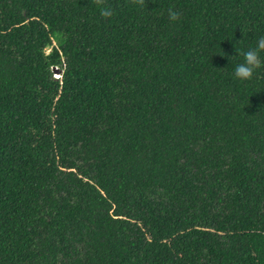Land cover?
<instances>
[{
	"label": "trees",
	"instance_id": "obj_1",
	"mask_svg": "<svg viewBox=\"0 0 264 264\" xmlns=\"http://www.w3.org/2000/svg\"><path fill=\"white\" fill-rule=\"evenodd\" d=\"M103 6L0 0V264H264V0Z\"/></svg>",
	"mask_w": 264,
	"mask_h": 264
},
{
	"label": "clouds",
	"instance_id": "obj_2",
	"mask_svg": "<svg viewBox=\"0 0 264 264\" xmlns=\"http://www.w3.org/2000/svg\"><path fill=\"white\" fill-rule=\"evenodd\" d=\"M133 5L140 6L141 8L146 6V0H129ZM95 3L100 8V14L103 17H109L112 15L111 10L108 7H104L106 0H95ZM169 19L171 21H177L180 19V15L172 8L168 10ZM261 52H264V37H261L256 44L255 48H249L243 52L244 62L238 64L234 70V76L242 81L251 80L257 69L264 68V60L261 59ZM59 70H56L55 76L59 77ZM60 74V73H59Z\"/></svg>",
	"mask_w": 264,
	"mask_h": 264
},
{
	"label": "rangeland",
	"instance_id": "obj_3",
	"mask_svg": "<svg viewBox=\"0 0 264 264\" xmlns=\"http://www.w3.org/2000/svg\"><path fill=\"white\" fill-rule=\"evenodd\" d=\"M48 51H50V49H48ZM57 73H58V74H56V75H59V76H60V74H59V73H60V71H58Z\"/></svg>",
	"mask_w": 264,
	"mask_h": 264
}]
</instances>
